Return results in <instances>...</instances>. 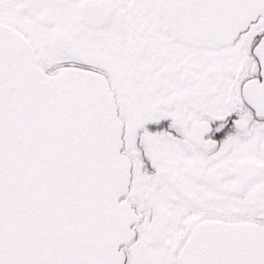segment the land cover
Returning <instances> with one entry per match:
<instances>
[{
  "label": "snow or ice",
  "instance_id": "obj_1",
  "mask_svg": "<svg viewBox=\"0 0 264 264\" xmlns=\"http://www.w3.org/2000/svg\"><path fill=\"white\" fill-rule=\"evenodd\" d=\"M0 264H264V0H0Z\"/></svg>",
  "mask_w": 264,
  "mask_h": 264
}]
</instances>
